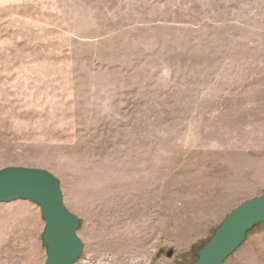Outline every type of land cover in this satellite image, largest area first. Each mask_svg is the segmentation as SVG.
<instances>
[{
  "label": "rangeland",
  "instance_id": "obj_1",
  "mask_svg": "<svg viewBox=\"0 0 264 264\" xmlns=\"http://www.w3.org/2000/svg\"><path fill=\"white\" fill-rule=\"evenodd\" d=\"M11 166L60 180L76 264L196 262L264 193V0H0ZM44 227L0 204V264H46ZM224 264H264V223Z\"/></svg>",
  "mask_w": 264,
  "mask_h": 264
},
{
  "label": "water",
  "instance_id": "obj_2",
  "mask_svg": "<svg viewBox=\"0 0 264 264\" xmlns=\"http://www.w3.org/2000/svg\"><path fill=\"white\" fill-rule=\"evenodd\" d=\"M24 200L41 209L46 264H76L84 251L80 219L65 206L61 183L45 169L11 166L0 169V204ZM264 223V193L232 210L213 236L196 252L192 264H224ZM172 256V253H169Z\"/></svg>",
  "mask_w": 264,
  "mask_h": 264
},
{
  "label": "built area",
  "instance_id": "obj_3",
  "mask_svg": "<svg viewBox=\"0 0 264 264\" xmlns=\"http://www.w3.org/2000/svg\"><path fill=\"white\" fill-rule=\"evenodd\" d=\"M110 262H111V259H106L105 261H104V264H110Z\"/></svg>",
  "mask_w": 264,
  "mask_h": 264
}]
</instances>
